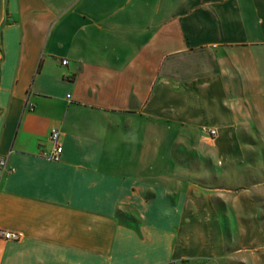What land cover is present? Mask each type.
Segmentation results:
<instances>
[{
  "label": "crops",
  "instance_id": "1",
  "mask_svg": "<svg viewBox=\"0 0 264 264\" xmlns=\"http://www.w3.org/2000/svg\"><path fill=\"white\" fill-rule=\"evenodd\" d=\"M0 158V264H264V0H0Z\"/></svg>",
  "mask_w": 264,
  "mask_h": 264
},
{
  "label": "built area",
  "instance_id": "2",
  "mask_svg": "<svg viewBox=\"0 0 264 264\" xmlns=\"http://www.w3.org/2000/svg\"><path fill=\"white\" fill-rule=\"evenodd\" d=\"M62 65L65 64V61L61 62ZM201 132H203L206 135L213 136L214 130L206 129L202 127ZM59 131L57 129H51L48 134V140L50 142V147L48 150H42L39 153V156L43 158L44 160L50 161V162H58L59 157L61 154V146L59 143ZM5 164L4 159L0 158V169H3ZM0 238L3 240H10V241H17L20 238V234L11 232V231H2L0 230ZM169 264H175L174 262H171Z\"/></svg>",
  "mask_w": 264,
  "mask_h": 264
},
{
  "label": "rangeland",
  "instance_id": "3",
  "mask_svg": "<svg viewBox=\"0 0 264 264\" xmlns=\"http://www.w3.org/2000/svg\"><path fill=\"white\" fill-rule=\"evenodd\" d=\"M197 264H215V263H210V262H200V263H197Z\"/></svg>",
  "mask_w": 264,
  "mask_h": 264
}]
</instances>
